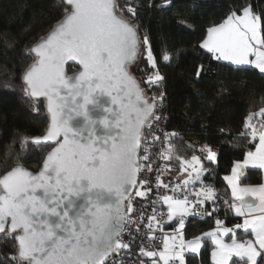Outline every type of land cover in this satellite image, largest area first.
Segmentation results:
<instances>
[{
    "label": "snow or ice",
    "instance_id": "6c2138e0",
    "mask_svg": "<svg viewBox=\"0 0 264 264\" xmlns=\"http://www.w3.org/2000/svg\"><path fill=\"white\" fill-rule=\"evenodd\" d=\"M164 5L174 7L173 0ZM61 6L63 19L29 49L35 59L22 77L25 95L46 104L50 116L42 135L22 143L49 150L37 171L17 160L0 174V238L13 245L0 264H117L114 255L119 264H187L186 254H198L205 238L214 245L212 264H264V183H241L247 170H264V107L249 113L240 133L254 150L224 177L232 196L224 204L242 223L228 227L216 219L214 229L186 239L188 216L219 211L215 188L203 181V161L215 163L217 152L205 144L201 155H176L187 178L165 183L161 176L177 151L179 133L161 128L165 94L145 90L159 87L164 77L148 35L133 23L137 7L128 0H64ZM200 47L218 62L264 74V13L251 3L231 10L207 29ZM142 56L154 70L145 86L130 70ZM162 59L173 57L164 53ZM202 71L203 65L196 75ZM153 179L155 199L149 196ZM133 192L150 202V213L142 202L134 204ZM170 222L172 231L165 232ZM124 255L137 258L126 262Z\"/></svg>",
    "mask_w": 264,
    "mask_h": 264
},
{
    "label": "trees",
    "instance_id": "16d2710c",
    "mask_svg": "<svg viewBox=\"0 0 264 264\" xmlns=\"http://www.w3.org/2000/svg\"><path fill=\"white\" fill-rule=\"evenodd\" d=\"M128 2L137 7L133 23L139 24L140 31L148 35L164 81L159 87L143 85V80L154 71L143 56L130 70L149 95L166 92L169 128L179 133L174 138L177 151L169 170L180 171L176 155L190 159L191 155L199 154L185 143L187 139L214 145L218 148L217 161H203L208 169L203 181L220 193L229 194L224 175L231 172L234 163L243 159L248 150H254L250 140L240 133L249 113L264 107V74L252 66L218 62L200 44L209 27L221 23L231 10L241 5L251 3L256 12L264 13V0H173L174 7L165 6L164 0ZM63 4L64 0H0V174L17 160L36 171L49 150L44 145L22 143L24 137L42 135L49 123L45 105L39 106L25 95L22 77L35 59L29 49L63 18ZM125 16L132 19L127 12ZM164 53L173 59L163 61ZM201 65L204 71L197 76ZM68 71L72 72L69 66ZM261 180L260 170L249 169L244 182ZM195 186L201 185L198 182ZM230 210L221 212V217H227L226 225L234 226L240 219L233 217ZM215 226L211 219L190 218L186 238L201 235ZM240 236L238 230L237 237ZM213 247L210 239L205 238L201 251L187 256V264H212ZM12 252L13 245L0 238V257L8 260Z\"/></svg>",
    "mask_w": 264,
    "mask_h": 264
},
{
    "label": "built area",
    "instance_id": "2783aa9c",
    "mask_svg": "<svg viewBox=\"0 0 264 264\" xmlns=\"http://www.w3.org/2000/svg\"><path fill=\"white\" fill-rule=\"evenodd\" d=\"M165 94V101H164V107L162 109V117H163V122L161 123V128H163L164 131H168V132H171L172 130L169 128V122H170V109H169V98H168V95L166 94V92H163ZM155 95H159V94H155ZM156 135H161L160 132H157ZM161 139H163V137L161 136ZM194 145H195V149L198 150L199 154L201 155V148L203 147V145L207 144V145H210L212 147V149L214 151L217 152V156H218V148L214 145H211V144H208L206 142H201L199 140H191ZM157 164H160L161 167H163L164 163L163 161H160V160H157L156 161ZM169 165H170V161L167 162ZM153 168L155 169L156 168V164H153ZM164 174V173H163ZM162 174V175H163ZM150 177H151V174H150ZM180 180L178 181H173V182H165V183H169V184H174V183H177L179 182ZM213 187V186H212ZM195 188L198 190L200 188V186H195ZM216 192H217V200H216V207L219 209V211H212V207H211V202H207L204 207L207 208L209 211H212V215L208 216H203V218H201L199 215H195V216H188L187 219H186V222H185V229H184V233L186 231V224L188 222V220L190 218H193L195 220H199V221H205V220H214L216 221V219H221L222 220V217H221V212L227 210V209H230L227 207V205L224 204V201H229V203L232 202V196L230 194H223V193H220L219 190L214 187ZM161 193L163 194H169V195H172L173 193H171L170 191L166 192L165 193V190L161 189L160 190ZM133 196H134V193H133ZM149 196L152 198V199H155L156 196H157V189L155 188V181L153 179V191L151 193H149ZM189 199H194V196H189ZM137 201H140L142 202L145 206H146V212L147 213H150L152 208H151V204L148 200H145L144 198H140V197H135L134 196V204L137 202ZM160 211H163L166 213L167 211V208L166 206H162L159 208ZM172 231V228H167L166 225H165V232H171ZM185 237H186V233H185ZM125 239H127V236L125 235ZM135 251L138 253V247L135 249ZM189 254H186V259H187V256ZM137 258L136 255H124V260L127 262V261H130V260H135ZM113 259L117 260V264H119V256L117 255H114Z\"/></svg>",
    "mask_w": 264,
    "mask_h": 264
},
{
    "label": "crops",
    "instance_id": "0c3cea01",
    "mask_svg": "<svg viewBox=\"0 0 264 264\" xmlns=\"http://www.w3.org/2000/svg\"><path fill=\"white\" fill-rule=\"evenodd\" d=\"M244 158V157H243ZM242 160V159H241ZM234 166V165H233ZM257 170H259V169H257ZM248 171V170H247ZM261 172H262V180H261V182H259V183H245L244 182V179H245V177L244 178H241V183H242V185H253V186H255V185H259V184H262V183H264V170H260ZM231 174V172L230 173H228V174H226V175H224V177L225 176H228V175H230ZM162 178H163V181H165V182H167V181H170V180H178V179H180V180H182V179H185V178H187V173H184V174H181V171H172L171 169L169 170V171H167L166 173H164L162 176H161ZM173 178H176V179H173ZM225 180V179H224ZM225 182H226V184H227V186H228V188H229V194L231 195V188H230V186L228 185V183H227V181L225 180ZM230 214L233 216V217H236V218H238V219H240V222L239 223H242V219L243 218H241V217H238V216H236L235 215V213L232 211V210H230ZM227 218V217H226ZM226 218H222V220L224 221V224H225V221H226ZM225 226H228V227H232V226H230V225H226L225 224ZM166 227L167 228H172L171 227V222L168 224V225H166ZM216 227V226H215ZM214 229V228H213ZM209 231H211V230H209ZM208 232V231H207ZM238 232V231H237ZM202 235V234H201ZM245 239H247V238H250V237H244ZM187 239V238H186ZM209 239V238H208ZM229 238L228 237H225V240H228Z\"/></svg>",
    "mask_w": 264,
    "mask_h": 264
},
{
    "label": "water",
    "instance_id": "95a60500",
    "mask_svg": "<svg viewBox=\"0 0 264 264\" xmlns=\"http://www.w3.org/2000/svg\"><path fill=\"white\" fill-rule=\"evenodd\" d=\"M62 19H63V18H61L60 20H62ZM60 20H59V21H60ZM56 24H57V23H56ZM56 24H55V25H56ZM55 25H54V27H55ZM54 27H53V28H54ZM53 28H52V29H53ZM48 33H49V32H48ZM48 33H47V34H48ZM47 34H46V35H47ZM46 35H45V36H46ZM45 36H44V37H45ZM40 39H41V38H40ZM40 39H39L36 43H38V42L40 41ZM36 43H35V44H36ZM35 44H34V45H35ZM34 45H33V46H34ZM33 46H32V47H33ZM71 63H72V62H69V65H71ZM31 64H32V63H31ZM31 64H30V65H31ZM69 65H66V71L68 72L69 75H71L72 72L69 73V71H68V66H69ZM45 108H46V104H45ZM46 111H47V110H46ZM48 117H49V122H50V116H49V114H48ZM48 124H49V123H48ZM39 136H40V135H39ZM34 137H36V136H34ZM32 138H33V137H32ZM185 143H186L190 148L195 149V145H194V143H193L191 140L187 139V140L185 141ZM33 145H36V146H37V144H33ZM24 166H25V165H24ZM25 167H26V166H25ZM26 168H28V167H26ZM28 169H30V168H28ZM9 170H10V169H9ZM30 170H32V169H30ZM32 171H34V170H32ZM36 171H37V170H36ZM246 175H247V172H246ZM246 175H245V176H246ZM245 176H244V177H245ZM244 177H242V178H244ZM133 193H134V192H133Z\"/></svg>",
    "mask_w": 264,
    "mask_h": 264
},
{
    "label": "rangeland",
    "instance_id": "374dc122",
    "mask_svg": "<svg viewBox=\"0 0 264 264\" xmlns=\"http://www.w3.org/2000/svg\"><path fill=\"white\" fill-rule=\"evenodd\" d=\"M135 68H136V67H134L133 69L135 70ZM198 155H200V154H198Z\"/></svg>",
    "mask_w": 264,
    "mask_h": 264
}]
</instances>
